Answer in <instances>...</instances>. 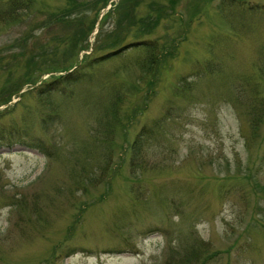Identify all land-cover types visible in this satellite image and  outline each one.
I'll list each match as a JSON object with an SVG mask.
<instances>
[{
    "label": "rangeland",
    "instance_id": "rangeland-1",
    "mask_svg": "<svg viewBox=\"0 0 264 264\" xmlns=\"http://www.w3.org/2000/svg\"><path fill=\"white\" fill-rule=\"evenodd\" d=\"M19 1L0 264H264V0Z\"/></svg>",
    "mask_w": 264,
    "mask_h": 264
},
{
    "label": "trees",
    "instance_id": "trees-1",
    "mask_svg": "<svg viewBox=\"0 0 264 264\" xmlns=\"http://www.w3.org/2000/svg\"><path fill=\"white\" fill-rule=\"evenodd\" d=\"M233 2H234V0H233ZM230 3H228V5H229ZM237 4V3H236ZM23 5H22V3H21V1H19V0H11V1H9L8 2V4L7 5H5V7H1L0 8V26L2 25V24H4L5 23V21L7 22L8 21V19H10V18H12L13 17V15H14V13H15V11L17 10V9H20L21 7H22ZM237 6L239 7V9L241 8V7H243L242 5H240V2L238 1V4H237ZM234 10L235 9H238V8H233ZM12 16V17H11ZM83 62H84V60H83ZM79 63L78 64V68H82V69H79L75 74H82L83 73V71L84 70H86L87 69V65H84V63ZM67 72H69V71H67ZM73 76V75H72ZM68 78H70V77H66V76H63V77H61L59 80L60 81H58V82H61L62 80L65 82ZM75 80V79H74ZM77 81V80H76ZM57 82V81H56ZM71 82V81H70ZM75 82V81H74ZM56 85V84H55ZM62 87H64L65 86V83H63L62 82ZM46 88V87H45ZM45 88H43V90H46ZM47 91H50V90H47ZM42 93H45L44 91L42 92ZM47 95V94H46Z\"/></svg>",
    "mask_w": 264,
    "mask_h": 264
}]
</instances>
